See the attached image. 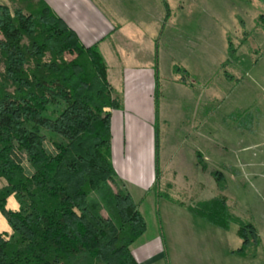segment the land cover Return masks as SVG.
<instances>
[{"label":"trees","instance_id":"1","mask_svg":"<svg viewBox=\"0 0 264 264\" xmlns=\"http://www.w3.org/2000/svg\"><path fill=\"white\" fill-rule=\"evenodd\" d=\"M10 1L13 9L0 3V210L13 231L0 233V264H139L132 245L147 222L113 165L111 110L122 103L99 45H85L46 0ZM162 1L167 21L171 9ZM259 23L264 29V15ZM228 56L239 59L230 37ZM174 69L186 82L188 71ZM158 164L157 141L159 179ZM13 194L17 211L6 208ZM189 210L230 227L224 196ZM238 235L232 253L255 255V226L242 224Z\"/></svg>","mask_w":264,"mask_h":264},{"label":"rangeland","instance_id":"2","mask_svg":"<svg viewBox=\"0 0 264 264\" xmlns=\"http://www.w3.org/2000/svg\"><path fill=\"white\" fill-rule=\"evenodd\" d=\"M93 1L122 26L114 37L122 52L157 37L163 73L171 63L185 68L191 88L164 101L170 123H158L162 168L157 190L140 204L147 230L134 247L161 237L163 256L154 264H264V0H168L170 19L162 32V0ZM0 3L15 7L10 0ZM229 37L239 59L226 62ZM15 156L30 174L26 158L19 151ZM215 177L226 183L224 190ZM216 196L226 198L229 229L189 210ZM9 197L7 209L19 204L14 194ZM247 223L255 226L260 244L255 255L234 254L242 244L238 230Z\"/></svg>","mask_w":264,"mask_h":264},{"label":"crops","instance_id":"3","mask_svg":"<svg viewBox=\"0 0 264 264\" xmlns=\"http://www.w3.org/2000/svg\"><path fill=\"white\" fill-rule=\"evenodd\" d=\"M46 1L76 31L85 45L98 44L106 60L108 79L122 103L120 109L111 110L113 165L140 208L141 202L159 180L158 123H170L169 117L163 113L164 101L172 92L191 88L180 80L181 75L174 69L176 64L171 63L169 73H163L157 37L141 40L138 44L141 48L125 53L114 38L122 26L115 24L112 14L107 13L102 5L93 0ZM165 16L162 17L160 32L164 22L166 27L170 19L165 21ZM194 163L199 166L196 161ZM158 167L161 171L160 157ZM18 205L14 202L13 206L7 204V207L17 211ZM4 231L12 232L0 212V233ZM134 244L132 251L139 264H154L163 256L164 241L161 237L137 248Z\"/></svg>","mask_w":264,"mask_h":264}]
</instances>
